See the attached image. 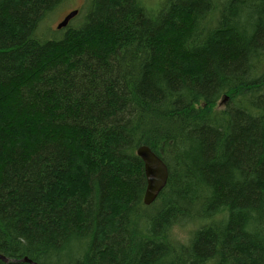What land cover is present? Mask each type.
Returning a JSON list of instances; mask_svg holds the SVG:
<instances>
[{"label":"trees","instance_id":"1","mask_svg":"<svg viewBox=\"0 0 264 264\" xmlns=\"http://www.w3.org/2000/svg\"><path fill=\"white\" fill-rule=\"evenodd\" d=\"M65 2L0 0V264H264V0Z\"/></svg>","mask_w":264,"mask_h":264},{"label":"water","instance_id":"2","mask_svg":"<svg viewBox=\"0 0 264 264\" xmlns=\"http://www.w3.org/2000/svg\"><path fill=\"white\" fill-rule=\"evenodd\" d=\"M78 9H75L64 16L57 28H64L70 20L77 15ZM137 155L144 162V171L146 176V189L144 194V204L151 205L159 197L160 193L166 187L169 177V170L163 159L146 144H141L137 148ZM0 258L9 261V258L0 253ZM23 261L29 264H39L35 260L25 257Z\"/></svg>","mask_w":264,"mask_h":264},{"label":"rangeland","instance_id":"3","mask_svg":"<svg viewBox=\"0 0 264 264\" xmlns=\"http://www.w3.org/2000/svg\"><path fill=\"white\" fill-rule=\"evenodd\" d=\"M145 3L150 7L158 6L160 0H144ZM87 3V0H66L65 4L59 9V11L56 13L54 18L51 20V25L53 27H56L60 21L64 18V16L69 13L71 10L74 9H81L83 11L85 10V5ZM177 231V236L181 238H185L188 234V228L182 227V226H176L175 227Z\"/></svg>","mask_w":264,"mask_h":264}]
</instances>
